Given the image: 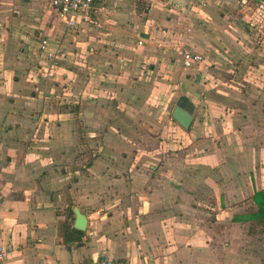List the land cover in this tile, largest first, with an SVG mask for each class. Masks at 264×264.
I'll list each match as a JSON object with an SVG mask.
<instances>
[{
    "label": "crops",
    "instance_id": "1",
    "mask_svg": "<svg viewBox=\"0 0 264 264\" xmlns=\"http://www.w3.org/2000/svg\"><path fill=\"white\" fill-rule=\"evenodd\" d=\"M84 26L69 28L49 0H0V243L9 264H96L105 256L130 264H264L254 200L264 190V44L245 45L242 22L230 35L182 32L183 44L204 60L185 68L180 104L194 120L188 129L174 121L191 143L174 166L143 172L129 155V170L109 179L98 167L116 163L99 157L73 174L63 164L59 174L56 155L61 148L66 154L60 137L77 130L71 121H52L46 104L50 91L66 93L74 72L59 66L53 79H43L39 43L78 37ZM76 97H62L67 112L51 116L88 118L82 98L69 111ZM75 207L87 215V228L66 242L60 226L67 216L74 226Z\"/></svg>",
    "mask_w": 264,
    "mask_h": 264
},
{
    "label": "rangeland",
    "instance_id": "2",
    "mask_svg": "<svg viewBox=\"0 0 264 264\" xmlns=\"http://www.w3.org/2000/svg\"><path fill=\"white\" fill-rule=\"evenodd\" d=\"M241 22L248 30V44L234 36L237 45H263L264 4L259 0H119L108 13L78 30L80 36L50 40L59 59L53 69L48 68L49 59L39 47L40 76L47 82L57 75L59 66L71 67L74 72L66 82V93L50 91L52 102L46 104L52 121L60 119L64 126L71 121L70 126L77 130L73 138L63 134L66 138L59 139L66 154L63 156L62 148L58 150L56 156L63 162L58 173L65 172L63 164L73 174L100 157L116 163L98 167L97 173L110 179L129 170L125 166L129 155L135 162L142 161L139 168L150 173L166 163L174 166L177 157L186 158L191 143L187 135L177 131L172 117L175 105L182 100V82L190 73L180 58L182 48L187 47L181 40L182 32L209 28L230 35L239 30ZM146 25L151 29L149 37L144 34ZM140 39H144L143 44H139ZM65 95L77 96L69 111L76 109L80 98L87 100L83 103L89 110L88 118L54 117L67 112L61 102ZM261 107L264 110V100ZM113 126L119 128L118 133L113 132ZM85 172L94 173L92 169Z\"/></svg>",
    "mask_w": 264,
    "mask_h": 264
},
{
    "label": "built area",
    "instance_id": "3",
    "mask_svg": "<svg viewBox=\"0 0 264 264\" xmlns=\"http://www.w3.org/2000/svg\"><path fill=\"white\" fill-rule=\"evenodd\" d=\"M49 2L54 8L57 16L65 20L67 26L73 29L99 19L102 15L108 13L110 8L116 5L117 0H49ZM143 43L144 39H140L139 44ZM50 45L51 42L49 38H42L40 40L39 47L46 53L47 58L49 59L48 68L53 69V67L59 64L58 50L51 48ZM181 60L182 64L188 68L203 61L204 57L202 53L194 51L189 47H184L181 50ZM8 253V248L0 243V264H9ZM96 264L130 263L110 256H105L99 259Z\"/></svg>",
    "mask_w": 264,
    "mask_h": 264
},
{
    "label": "trees",
    "instance_id": "4",
    "mask_svg": "<svg viewBox=\"0 0 264 264\" xmlns=\"http://www.w3.org/2000/svg\"><path fill=\"white\" fill-rule=\"evenodd\" d=\"M259 1L264 3V0ZM254 200L259 206V212L256 214V217L264 224V190L257 191L254 195ZM69 209H71L69 212L70 216V214H73L74 212L72 207H69ZM69 216H67V218L61 223V234L66 242L71 240H80L84 234V231L75 228L73 226V221L68 218Z\"/></svg>",
    "mask_w": 264,
    "mask_h": 264
},
{
    "label": "water",
    "instance_id": "5",
    "mask_svg": "<svg viewBox=\"0 0 264 264\" xmlns=\"http://www.w3.org/2000/svg\"><path fill=\"white\" fill-rule=\"evenodd\" d=\"M172 117L186 129L190 128L194 120V115L182 104L175 105L172 112ZM74 210L76 214L74 226L80 230H85L88 223L87 215L83 213L78 207H75Z\"/></svg>",
    "mask_w": 264,
    "mask_h": 264
}]
</instances>
